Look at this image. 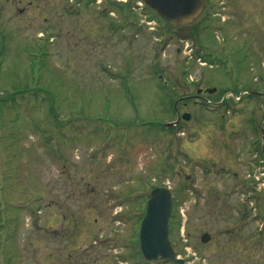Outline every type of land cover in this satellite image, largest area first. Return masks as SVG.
<instances>
[{
	"label": "rangeland",
	"instance_id": "374dc122",
	"mask_svg": "<svg viewBox=\"0 0 264 264\" xmlns=\"http://www.w3.org/2000/svg\"><path fill=\"white\" fill-rule=\"evenodd\" d=\"M66 1L0 0V264H144L159 186L183 264H264V0L172 31L141 0L111 3V29Z\"/></svg>",
	"mask_w": 264,
	"mask_h": 264
},
{
	"label": "water",
	"instance_id": "95a60500",
	"mask_svg": "<svg viewBox=\"0 0 264 264\" xmlns=\"http://www.w3.org/2000/svg\"><path fill=\"white\" fill-rule=\"evenodd\" d=\"M143 4L168 23L170 28L190 23L204 8L202 0H143ZM250 93L264 97L257 92ZM180 118L188 120L189 114L178 116L176 121L165 124V127L176 125ZM171 205L170 191L163 186L152 189L146 200L144 214L138 228V250L146 264L184 263V260L172 250L169 240ZM210 238L209 234L203 233L200 241L206 243Z\"/></svg>",
	"mask_w": 264,
	"mask_h": 264
},
{
	"label": "flooded vegetation",
	"instance_id": "af4514ba",
	"mask_svg": "<svg viewBox=\"0 0 264 264\" xmlns=\"http://www.w3.org/2000/svg\"><path fill=\"white\" fill-rule=\"evenodd\" d=\"M116 2H122L120 0H115L114 2L112 0H70V2L67 0L66 1V4H63L62 7L64 9V12H72L73 15H78L80 14L81 12L83 13L84 10H89V12H93L94 11H98V13H94L96 14V19L98 20H102L104 22V26L105 28L108 29V25L110 24L111 25V22H110V18L108 17V13H110V5L111 3H116ZM123 4V2H122ZM118 5V4H117ZM90 17V16H89ZM122 18H123V15H122ZM109 25V26H110ZM117 28L119 29H122L123 30V19L121 21V23L118 25H115ZM110 29H111V26H110ZM106 39V38H104ZM205 89L202 88V89H197L196 90V93L195 94H191V95H187V96H184L183 98L185 99H195L196 98H199V99H205ZM263 124V122H262ZM262 132V133H261ZM259 142V149H260V159L261 161H264V127L262 128V125L259 127V130H258V138L256 139L254 137V139L252 138L251 139V142L252 143V147H253V150H254V153L253 155L251 156V158H254L256 156V146L257 143Z\"/></svg>",
	"mask_w": 264,
	"mask_h": 264
},
{
	"label": "trees",
	"instance_id": "16d2710c",
	"mask_svg": "<svg viewBox=\"0 0 264 264\" xmlns=\"http://www.w3.org/2000/svg\"><path fill=\"white\" fill-rule=\"evenodd\" d=\"M204 1H206V0H204ZM118 5H120V6H124V4H122V3H118ZM148 13L151 15V18H154V19L158 20L159 22L164 23L165 26L167 27V30H168V31H172V30H173V28H170V27H169L168 23H166V22H164L162 19H160V16L158 17L156 14H154V12H152V11H150V10H148ZM182 26H183V25H182ZM178 27H179V26H178ZM180 27H181V25H180ZM206 56H208V55H206ZM169 129H171V128H169ZM138 254H139V252H138ZM144 264H145V263H144Z\"/></svg>",
	"mask_w": 264,
	"mask_h": 264
}]
</instances>
